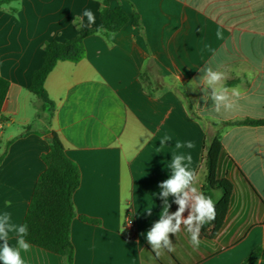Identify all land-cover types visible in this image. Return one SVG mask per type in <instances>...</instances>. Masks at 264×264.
Here are the masks:
<instances>
[{
    "label": "crops",
    "instance_id": "0c3cea01",
    "mask_svg": "<svg viewBox=\"0 0 264 264\" xmlns=\"http://www.w3.org/2000/svg\"><path fill=\"white\" fill-rule=\"evenodd\" d=\"M102 4L14 0L0 7V76L10 84L0 118V214L8 212L12 223L22 224L55 132L80 171L70 227L74 264H240L256 247L264 248V125L223 123L264 119V0L114 2L130 19L138 15L139 25L130 20L110 37L87 36L85 57L58 61L46 78L54 110L49 116L45 108L42 128L4 130L31 102L29 84L45 43L100 27ZM85 9L95 15L91 26ZM207 67L223 72V85L240 92L236 111L206 116L211 101L205 105L201 97ZM30 121L23 117L20 123ZM218 129L219 174L234 185L224 226L212 238L213 222L205 224L195 248L182 225L170 234L175 250L157 257L146 233L167 208L159 185L172 175L171 159L191 156L189 167L202 192L206 148ZM165 136L170 139L161 147ZM177 142L193 147L177 149ZM168 203L170 214L178 210L175 197ZM8 242L18 246L15 233ZM29 245L21 250L24 264H65L61 255Z\"/></svg>",
    "mask_w": 264,
    "mask_h": 264
},
{
    "label": "trees",
    "instance_id": "16d2710c",
    "mask_svg": "<svg viewBox=\"0 0 264 264\" xmlns=\"http://www.w3.org/2000/svg\"><path fill=\"white\" fill-rule=\"evenodd\" d=\"M14 0H0V7ZM119 0H103L99 12L100 27L82 29L79 33L64 41H47L44 45L42 63L31 76L29 91L37 96L42 104L41 110H48L49 116L54 110V102L49 98L45 88L48 74L56 63L61 60L79 62L86 55L84 39L92 34L101 33L110 37L121 30L128 22L139 25L138 15L130 19L119 5L112 6ZM143 77V76H142ZM144 78V77H143ZM9 82L0 76V118L9 90ZM228 125H264V119H243L223 123ZM221 129H218L210 140L205 154L206 177L202 192L215 202L216 219L213 221L211 237H215L223 228L229 210L233 183L226 177H220L219 161L223 149ZM49 151L42 155L46 166L35 184L32 198L22 224L28 225V243L56 253L63 257L65 264H74V247L70 239V227L76 216L73 194L80 186V171L77 164L65 152L59 136L52 132L48 138ZM0 155V161L3 158ZM217 193V195L215 194ZM79 218L88 223L98 224L99 221L85 216ZM264 260V248L256 247L240 264H249L253 260Z\"/></svg>",
    "mask_w": 264,
    "mask_h": 264
},
{
    "label": "clouds",
    "instance_id": "9594fccd",
    "mask_svg": "<svg viewBox=\"0 0 264 264\" xmlns=\"http://www.w3.org/2000/svg\"><path fill=\"white\" fill-rule=\"evenodd\" d=\"M17 9L22 4L13 5ZM83 15L87 17L88 24L91 26L95 23V15L91 10L85 9ZM217 38H222V34L217 32ZM203 96L201 99L210 106L206 107V116L215 119L224 113H230L238 109V100L240 92L237 89H229L223 85L225 74L212 67L205 68L203 75ZM211 89V92L208 91ZM199 105V103H197ZM170 139L165 136L161 139V147ZM192 148L193 144L188 142L186 145L177 142L175 147L181 149L183 147ZM188 163H185V161ZM191 156L178 154L172 157L170 168L172 175L160 183L161 189L159 196L167 206L166 210L161 213L159 220L156 221L150 230L146 233V239L151 245V249L155 255L159 257L162 250L168 252L174 251L173 243L170 240V234H177L183 225L190 234V243L193 247L198 248L200 245V233L205 224L216 219L215 202L211 197L205 196L195 186L197 182L196 174L190 170L189 164ZM175 197V203L179 206L174 213H169L168 198ZM189 210L187 217L183 214ZM9 233H15L17 237V247L9 245ZM28 235L27 224H14L11 222V216L8 212L0 214V264H24L21 257V250L27 251L30 247L25 239Z\"/></svg>",
    "mask_w": 264,
    "mask_h": 264
},
{
    "label": "rangeland",
    "instance_id": "374dc122",
    "mask_svg": "<svg viewBox=\"0 0 264 264\" xmlns=\"http://www.w3.org/2000/svg\"><path fill=\"white\" fill-rule=\"evenodd\" d=\"M31 102L27 103V106L25 107V111L20 113L17 117V122L12 123L11 127H4V130L7 131H13V132H21L25 131L28 127L31 128V130H39L42 128L43 124L42 121L39 120V117L43 115V110H41V100L35 96L34 94H29ZM36 107V109H35ZM23 117L30 118V122L25 124H21L20 121ZM41 121V122H40Z\"/></svg>",
    "mask_w": 264,
    "mask_h": 264
},
{
    "label": "built area",
    "instance_id": "2783aa9c",
    "mask_svg": "<svg viewBox=\"0 0 264 264\" xmlns=\"http://www.w3.org/2000/svg\"><path fill=\"white\" fill-rule=\"evenodd\" d=\"M2 126H3V122L0 120V127H2ZM127 221H128L129 223H132V219H131L130 216L127 217Z\"/></svg>",
    "mask_w": 264,
    "mask_h": 264
},
{
    "label": "water",
    "instance_id": "95a60500",
    "mask_svg": "<svg viewBox=\"0 0 264 264\" xmlns=\"http://www.w3.org/2000/svg\"><path fill=\"white\" fill-rule=\"evenodd\" d=\"M210 222H213V221H210Z\"/></svg>",
    "mask_w": 264,
    "mask_h": 264
}]
</instances>
